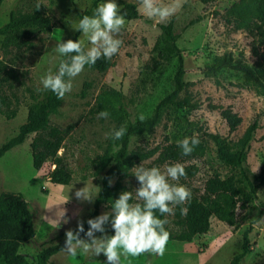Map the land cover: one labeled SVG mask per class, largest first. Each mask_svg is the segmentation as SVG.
Returning a JSON list of instances; mask_svg holds the SVG:
<instances>
[{"label": "rangeland", "instance_id": "374dc122", "mask_svg": "<svg viewBox=\"0 0 264 264\" xmlns=\"http://www.w3.org/2000/svg\"><path fill=\"white\" fill-rule=\"evenodd\" d=\"M95 0H3L0 5V27L9 19L11 12H29L33 6H44L47 14L56 23L50 34H31L29 43L15 45L0 36V93L11 108H16V116L11 119L0 114V144L17 132L25 120L29 106L42 97L41 76L49 69L57 70L62 56L57 53V41L66 42L76 31L79 15L92 10ZM238 0H211L202 4L198 0H153L156 6H175L176 11L168 18L147 17L141 10L142 0H116L118 7L126 3L137 6L142 16L137 20H125L118 32H112L113 39L122 41L120 48L110 61L112 65L104 72L87 68L72 79V90L63 97L56 114L50 116V124L61 129L70 127L63 147L58 152L71 173L69 185L53 184L49 173L54 168L51 162L45 163L39 170L32 167L29 149L30 139L23 145L7 152L0 159V192L20 194L28 203L32 214L35 234L33 238L18 249L29 262L34 263L36 254L43 247L53 245L65 237L68 230L77 231L78 222L86 221L92 211L93 202L78 200L75 192L80 188L97 196L102 174L97 173L94 160L106 147L109 139L106 133L114 129V124L106 117L93 113L96 95L102 88L120 90L127 103L131 120L148 118L156 104L172 88L176 58L167 52L170 43L164 36L161 26L170 25L175 36V45L184 59L186 93L200 107L189 112L166 110L159 123L152 129L131 138L130 149L139 147L154 148L176 143L185 137L198 136L206 145L204 156L187 160L183 166H195L197 172L192 177L171 180L170 184L186 186L190 198L200 197L206 182L212 177L232 176L239 180L238 169L220 163L215 157L214 145L205 134H216L232 145L245 129L256 121L258 128L250 142L243 170L249 177L258 176L264 169V96L251 89L241 88L240 77L233 72H223L218 77V85L212 77H205L201 70L213 55L243 52L248 64L254 62L250 53L251 38L243 31L233 32L224 24L225 10ZM101 0L99 1V3ZM98 3V4H99ZM159 21V22H158ZM79 39L84 40V51L92 47L81 32ZM99 46V45H97ZM165 54L161 66L151 70V60L157 58V51ZM102 51V49H101ZM68 79V77H67ZM88 84V87H85ZM84 90L85 95L80 96ZM208 104L229 108L241 118L235 131H229L224 119L217 110H210ZM156 155L140 162L145 168L153 166L165 171V166L156 161ZM135 166V167H136ZM120 180L124 191L133 193L132 204L141 203L135 197L140 182L133 174ZM116 178L112 180V183ZM237 186L244 191L242 183ZM186 201V200H185ZM184 201V202H185ZM182 202V203H184ZM264 202V185L261 186L254 204L261 207ZM171 202L172 212L166 215L170 231L176 230L174 208L182 205ZM66 210L68 223L57 221ZM109 212L102 207L100 215ZM243 209H237L238 226L233 228L210 218V227L202 235L193 237L191 242L167 241L163 254L145 252L139 256L122 257L121 264H229L239 253L242 233L249 220H254L256 212L243 221ZM108 235L107 223L103 225ZM100 237L99 231L94 232ZM83 240L88 241L85 236ZM250 252L239 264H264V209L249 233ZM106 260L103 253L91 260L78 251L72 256L62 251L51 258L49 264H102Z\"/></svg>", "mask_w": 264, "mask_h": 264}, {"label": "trees", "instance_id": "16d2710c", "mask_svg": "<svg viewBox=\"0 0 264 264\" xmlns=\"http://www.w3.org/2000/svg\"><path fill=\"white\" fill-rule=\"evenodd\" d=\"M2 1L0 0V5ZM99 1L95 0L92 10L83 11L79 15V19L84 15L91 16ZM198 1L207 4L211 0ZM119 12L125 16V20L142 18L138 13L137 6L133 3L123 4L119 7ZM223 20L231 31H243L251 38L250 53L255 60L252 64H248L244 60L243 52L240 51L236 55L232 52H224L221 55H213L204 64L201 70L202 74L205 77L214 78L218 85V77L221 73L233 72L240 77L239 86L241 88L251 89L256 94L264 96V0H238L225 10ZM54 27H56V23L47 14L44 6L36 5L29 12H11L8 21L0 27V36L15 45L19 43L27 44L31 34H50ZM161 30L170 43L167 52L175 56L177 63L172 77V88L156 104L152 115L142 120H131L125 97L120 90L102 88L96 95L92 109L93 113L98 114L102 110L107 111L109 113L107 118L114 124V129L124 127L126 132L119 140L109 138L106 147L93 162L96 172L102 174L101 185L93 201L92 211L84 222L85 231L79 233L81 239L86 236L85 233L90 227L87 224L89 218L99 216L102 207L107 208L111 213L113 200L118 199L119 194L124 191V186L120 183V180L127 178L132 168L137 164L157 154L156 161L161 165L166 166L176 163L182 165L187 160L200 158L206 153L205 141L198 136L199 144L187 156L182 155V149L177 142L150 149L139 146L130 149L131 138L154 128L166 110L189 112L200 107L186 93V84L183 81L185 74L184 59L175 45V36L172 33L171 26L163 25ZM81 32L82 30L77 28L71 39L74 41L79 39ZM69 55H75V53ZM61 59L65 58L62 57ZM164 59L165 54L162 49L158 50L157 58L151 60L149 68L156 70L161 66ZM111 65L110 58L101 56L95 64L86 65L85 68L104 72ZM65 79H67V76ZM85 87H88V84H85ZM84 95L83 90L80 96ZM62 101L63 98H57L51 91L44 90L41 99L29 106L25 120L18 126L17 132L0 144V159L7 152L23 145L25 141L30 139L29 149L32 167L39 170L45 163L51 162L54 168L49 173V181L53 184L69 185L72 176L63 158L58 156V152L62 149L63 142L71 128L61 129L50 124V116L57 113ZM10 105L7 98L0 93V114L7 119L16 116V108H11ZM208 108L219 112L229 131H235L241 123V118L229 108H222L213 104H208ZM257 128V122H252L232 145L226 144L216 134H205L206 138L214 145L216 159L225 166L238 169L240 178L237 180L232 176L225 178L212 177L206 182L204 192L200 197L188 198L182 205H176L174 208V224L177 229L170 231L167 223L164 225L169 233L168 241L191 242L193 237L202 235L209 229L211 217L235 228L238 226L236 210L239 208L244 210L243 221H247L248 216L253 215L254 212L257 216L254 220H249L242 233L240 251L229 264H239L245 255L250 252L249 233L253 224L262 216L264 209V202L261 207L254 204L258 189L264 185V169L258 176L249 177L243 170V164ZM183 167L185 175L179 179L192 177L197 172L195 166ZM115 178L116 181L109 185V180L112 181ZM238 182L242 183L244 191L237 186ZM130 203H132V200ZM169 204L171 207V202ZM153 211L161 219L166 218L168 214L161 215L158 210ZM106 223L110 235L113 234L114 230L111 229L110 223ZM34 234L33 214L28 203L20 194L0 192V264H49L52 257L64 251L66 236L60 238L57 243L40 249L36 254L35 262H29L23 255L18 253V249L21 245L30 241Z\"/></svg>", "mask_w": 264, "mask_h": 264}, {"label": "clouds", "instance_id": "9594fccd", "mask_svg": "<svg viewBox=\"0 0 264 264\" xmlns=\"http://www.w3.org/2000/svg\"><path fill=\"white\" fill-rule=\"evenodd\" d=\"M140 10L149 18L153 16L168 18L176 11V7L156 6L153 0H142ZM124 25L125 16L119 12L116 0H101L91 16L84 15L74 25L82 30L83 36L93 46L84 52L83 39L57 41L56 51L65 59H61L57 71L53 72L49 69L41 76L42 90L51 91L57 98H63L66 93L71 92L72 79L78 76L86 65L95 64L101 56L111 58L118 52L122 41L113 39L110 33L120 31ZM71 53L75 55H69ZM66 76L68 79H65ZM108 115L109 113L105 110L98 113V116L102 118ZM140 119L142 120L143 117L141 116ZM125 132L126 128L120 127L106 133V136L119 140ZM199 142V138L194 135L191 138L185 137L177 143L182 149V155L187 156ZM133 174L140 182L135 197L142 200L143 204L130 203L133 193L122 191L119 198L113 200L111 213L105 212L87 220L90 226L85 233L89 238L88 241L79 237V233L85 231L82 222H78L75 233L72 230L66 231L63 247L65 251L72 256H76L78 251L82 252L89 260L103 253L106 260H103L102 264H121L122 257H136L145 252L163 254L164 246L169 238V233L164 227L167 219H161L153 210H158L161 215L171 213L172 207L169 202L181 204L190 198L191 193L186 186L170 184L168 180L170 178L175 181L184 176V167L180 163L170 164L165 166V171H161L159 167L145 168L141 164L135 167ZM111 183L112 181L109 180V185ZM74 195L78 200L89 203L94 201V194L86 191L84 187L77 190ZM68 219L66 210H62L56 227L61 222L68 223ZM106 222H109L111 229L114 230L111 235H108L103 227ZM96 231L101 233L100 237L94 235Z\"/></svg>", "mask_w": 264, "mask_h": 264}]
</instances>
